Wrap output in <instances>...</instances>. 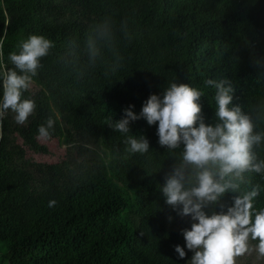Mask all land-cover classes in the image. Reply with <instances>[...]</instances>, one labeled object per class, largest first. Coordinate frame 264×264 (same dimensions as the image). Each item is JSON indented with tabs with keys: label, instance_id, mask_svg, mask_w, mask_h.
I'll return each instance as SVG.
<instances>
[{
	"label": "trees",
	"instance_id": "obj_1",
	"mask_svg": "<svg viewBox=\"0 0 264 264\" xmlns=\"http://www.w3.org/2000/svg\"><path fill=\"white\" fill-rule=\"evenodd\" d=\"M105 17L117 25L127 19L133 39L117 33L122 59L115 74L105 76L98 66L78 78L59 56L72 40L82 48L90 25ZM32 34L55 47L23 95L37 104L27 125L11 111L0 119V264H186L175 251L184 247L179 209L161 191L183 145L168 151L158 143V125L140 118L129 134L145 137L149 151L132 155L111 125L130 105L139 114L151 94L162 96L172 82L205 93V123L216 119L215 90L206 79L230 80L232 104L244 111L264 100V0H0V64L12 68L9 53ZM115 59L106 51L107 64ZM50 115L52 137L66 153L38 162L26 148L48 152L37 137ZM257 152L264 158V148ZM256 184L264 188V177L251 174ZM234 195L222 197L223 210ZM254 209L264 210V191Z\"/></svg>",
	"mask_w": 264,
	"mask_h": 264
},
{
	"label": "clouds",
	"instance_id": "obj_2",
	"mask_svg": "<svg viewBox=\"0 0 264 264\" xmlns=\"http://www.w3.org/2000/svg\"><path fill=\"white\" fill-rule=\"evenodd\" d=\"M118 32L129 43L132 41L127 19L117 25L111 17H105L90 25L82 48L77 41H70L59 60L78 78L98 66H105V76L115 74L122 59L116 49ZM18 47V52L8 55L12 68L0 64V119L11 111L17 124L27 125L29 117L36 113L37 104L23 95L30 89L38 69L43 67L42 58L50 54L55 43L43 35L32 34ZM106 51L116 57L114 63L107 64ZM3 55L0 43V61ZM204 84L215 90L214 123L204 121L202 90L172 82L162 96L151 94L139 114L130 105L124 110V117L111 126L124 135L125 151L132 155L149 151L145 137L129 134L130 122L140 118L148 125H158V143L168 151L181 149L183 145L180 158L166 175L161 191L167 205L193 221L190 229L182 230L185 246L193 253L189 264H237L239 257L254 252L264 257V210L254 209V200L264 188L260 184L251 185V174L264 177V158L257 152L264 148V100L244 111L232 104L235 88L230 80L209 78ZM55 125L56 119L50 115L38 127L39 138L50 139ZM228 192L236 195L225 211L220 202ZM55 204L52 200L49 207ZM216 205L222 210L211 214L206 211ZM175 251L180 258L187 255L185 247L180 245L175 246Z\"/></svg>",
	"mask_w": 264,
	"mask_h": 264
},
{
	"label": "rangeland",
	"instance_id": "obj_3",
	"mask_svg": "<svg viewBox=\"0 0 264 264\" xmlns=\"http://www.w3.org/2000/svg\"><path fill=\"white\" fill-rule=\"evenodd\" d=\"M34 84L32 83L31 87H33ZM38 141L44 145H46L48 152L47 153H41V152H34L30 149L26 148V156L38 161V162H46V163H53L57 162L65 156L66 153V145L60 143L57 138L51 137L48 140H42L37 137ZM20 139H18V142L20 143ZM193 223L192 219L190 216H181L178 215L176 218V226L180 227L182 230L183 229H190L191 224ZM255 244V242H252ZM184 247H185V252L187 255L185 256V261L186 264H189V260L191 259V256L193 253L189 251L186 246H185V240H184ZM237 264H264V257H258V255L254 252L251 255H245L242 257H239L237 259Z\"/></svg>",
	"mask_w": 264,
	"mask_h": 264
}]
</instances>
